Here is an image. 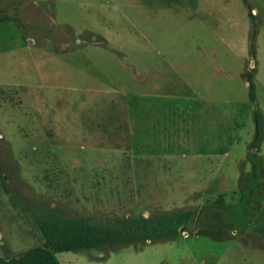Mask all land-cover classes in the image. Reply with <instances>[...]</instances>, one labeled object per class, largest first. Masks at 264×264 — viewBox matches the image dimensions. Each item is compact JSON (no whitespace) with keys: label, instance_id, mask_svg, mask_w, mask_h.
Segmentation results:
<instances>
[{"label":"rangeland","instance_id":"374dc122","mask_svg":"<svg viewBox=\"0 0 264 264\" xmlns=\"http://www.w3.org/2000/svg\"><path fill=\"white\" fill-rule=\"evenodd\" d=\"M247 3L253 49L242 0H0L20 21H0V258L42 243L29 206L197 218L234 205L252 152L259 176L247 202L264 213V0ZM194 221L174 238L55 257L264 264L256 219L239 233L197 234Z\"/></svg>","mask_w":264,"mask_h":264},{"label":"trees","instance_id":"16d2710c","mask_svg":"<svg viewBox=\"0 0 264 264\" xmlns=\"http://www.w3.org/2000/svg\"><path fill=\"white\" fill-rule=\"evenodd\" d=\"M242 1L249 9L252 25L251 47L253 49L254 15L251 13L247 0ZM2 13L0 10V21L20 23L16 17L5 16ZM251 80L252 71L246 73V81L249 99L254 102V86ZM253 115L255 143L258 144L261 138L260 116L256 110ZM249 162L250 170L238 179L239 201L234 205L207 206L197 218L191 209L158 212L147 216L65 217L52 210L29 206L42 236V243L22 251L17 256L0 258V264H60L55 257L56 253L96 250L117 245L170 239L178 236L181 232L189 231L195 222L194 219H197V234H206L212 230L239 233L245 230L246 224L252 219H256L261 226H264V213H256L247 202L250 190L255 188L258 183L259 166L255 153L249 154Z\"/></svg>","mask_w":264,"mask_h":264},{"label":"water","instance_id":"95a60500","mask_svg":"<svg viewBox=\"0 0 264 264\" xmlns=\"http://www.w3.org/2000/svg\"><path fill=\"white\" fill-rule=\"evenodd\" d=\"M258 148V146H256ZM254 149V148H253Z\"/></svg>","mask_w":264,"mask_h":264}]
</instances>
